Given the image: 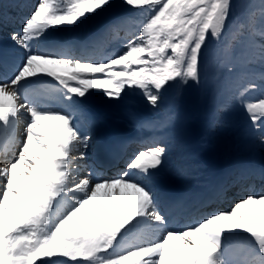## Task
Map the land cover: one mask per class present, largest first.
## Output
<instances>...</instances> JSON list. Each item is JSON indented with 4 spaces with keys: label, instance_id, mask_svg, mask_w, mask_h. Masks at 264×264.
<instances>
[{
    "label": "snow or ice",
    "instance_id": "1",
    "mask_svg": "<svg viewBox=\"0 0 264 264\" xmlns=\"http://www.w3.org/2000/svg\"><path fill=\"white\" fill-rule=\"evenodd\" d=\"M117 8L88 40L52 36ZM233 9V0H31L10 34L22 55L0 74V264H264V191L173 227L186 209L162 194V137L140 140L116 176L78 163L99 123L94 91L118 101L139 89L155 109L213 64L264 143V4L236 32Z\"/></svg>",
    "mask_w": 264,
    "mask_h": 264
},
{
    "label": "rangeland",
    "instance_id": "2",
    "mask_svg": "<svg viewBox=\"0 0 264 264\" xmlns=\"http://www.w3.org/2000/svg\"><path fill=\"white\" fill-rule=\"evenodd\" d=\"M233 1H235V0H233ZM237 1L241 5H243L241 3V1H239V0H237ZM115 2L117 4H119L120 0H115ZM236 4L237 3L233 2L234 6ZM117 9H119V8H117ZM235 9H238V5H236L234 7L233 18L235 20H237V24H239V23L242 22V21L239 20L241 17L237 15V12H235ZM116 11H118V10L110 11V12L104 14L102 17H93L92 19H90L91 21H89V24L95 25V24H98L101 21H105L107 19V16H109L111 13H116ZM111 17L112 16H110L108 18H111ZM69 27H67V29ZM73 29L74 28H72L70 30L73 31ZM230 31H232V29ZM233 32H235V31L233 30ZM228 38H230V37H228ZM16 53H17L16 58H18L20 53L19 54H18V52H16ZM213 67H215L214 64L211 65L209 68H213ZM207 72H208V70H207ZM221 79H223V77L221 76V72L214 70L213 79L210 78V82L208 84L209 85H211L212 83L216 84V90H215V92L213 94V100L216 99L215 109L217 108L218 104H225V107H224L223 110L213 114L212 113V108L214 106V102H213L212 105H210L207 108L208 109L207 114L208 115H212L210 117L211 120L208 121V122H203L204 125L201 124L202 128L200 129V132H198V131L197 132L198 133H202L203 136H206V137L210 138L209 139L210 140L209 141V145L210 146L213 145V147L216 148V150L219 152L220 155H225L226 157H229L230 155H232L231 153L234 150L237 149L239 151L240 144L237 143V145H235L236 142L233 141V137L240 138V139H247L248 135L251 132L253 133V131L251 129L250 122L247 120L246 114L244 113L242 107L236 102H227L228 100H226L225 94H223V93L219 94V90L221 89V87L217 83V81L221 80ZM207 81H208L207 76H204L199 84H195L194 82H190L188 85L176 84L173 87L169 88L167 90V92L164 93L163 101L175 100L178 103V106H179V112H177L178 114L177 115L173 114L171 116V118L174 119L176 123H177V121L182 119L184 116H186L188 114L187 111H189L191 109L193 110L194 114H196L197 116L200 114V113H198L199 112L198 108L200 106L197 108V106H195V104H197L199 102V99L202 100V98L204 97L205 92H206L205 91V86L207 84ZM254 93H255L254 91L250 92V94H254ZM96 94H97L96 98H95V100H91V104L98 105V103H99V105H101V104L105 103V105L109 106V104H110L109 102H116L117 101V100L115 101V100L107 99V101H109V102L106 103V101H105L106 97H103L102 94H100L98 91H96ZM128 94H129V96H128ZM128 94L126 96H123V98L121 100L117 101L118 104H122V105L124 104L126 106L125 110H127V109L129 110V112H127L129 114L125 113L124 112L125 110L123 112L119 111L120 114L125 115L124 118L126 120H130V119L133 120L135 117L136 118L140 117L142 115V111L145 112L147 110L150 112L151 115H153V113H152V111L150 109L152 107L148 104V102L144 98L141 90L136 89L134 91H129ZM183 94H184L185 97H183ZM217 96L219 98H217ZM129 100H130V103H129ZM95 101H96V103H95ZM122 101H125V102H122ZM163 101L161 102L160 106L158 107L161 110H162L161 106L164 104ZM126 103H127V105H126ZM228 103H229V105H228ZM111 106L116 108V109H118V107H115L113 105H111ZM188 108H190V109H188ZM209 108H211V110H209ZM131 110H132V112H131ZM240 113L245 114V115H239ZM162 114L163 115H168L166 110H162ZM152 118H154L157 121H162V119H159L160 117H152ZM240 118H244L247 122H249L248 125H249V129L250 130L249 129L247 130L246 128L237 127L236 124L238 123V120ZM210 122H211V124H210ZM151 123H154V122L151 121ZM209 124H210V126L212 125V128L215 130L213 136L209 135L206 132H203V129H205L207 126H209ZM170 125L173 126V129L166 132L167 142L165 140V143L168 145V152H167V155H166V162L170 166V170H171V172L173 174L177 175L180 178H181V175H183L184 176L183 180H187L190 177V173L185 171L183 174H181L179 172V171H181L183 169L185 170L186 168L189 167L187 158L185 156L186 155V150H187L186 149L187 140L184 137V133H183L182 127L180 125H179V127H175V124H169V125L166 126V128H164V130L166 131L167 127H170ZM224 136L227 137L226 140H222ZM211 137H214V138H211ZM214 140L217 142V144L214 143ZM182 143L185 144V147L182 145ZM239 143H241V142L239 141ZM253 147H255L254 149H256L255 150L256 151V154H255L256 157L259 156L258 158L262 159L263 158L262 156H264V147L261 146V145L258 146V145H256V143L255 144H250V143L247 144V149H249V148L252 149ZM244 150L245 149H241V151H244ZM185 173H187V174H185ZM178 177L175 176V179L178 178Z\"/></svg>",
    "mask_w": 264,
    "mask_h": 264
},
{
    "label": "bare ground",
    "instance_id": "3",
    "mask_svg": "<svg viewBox=\"0 0 264 264\" xmlns=\"http://www.w3.org/2000/svg\"><path fill=\"white\" fill-rule=\"evenodd\" d=\"M92 19V18H91ZM94 20V19H93ZM91 21V20H90ZM97 21V20H96ZM101 21V20H100ZM97 23V22H96ZM95 24V23H94ZM82 27V26H81ZM76 30V28H74L73 29V31H75ZM57 31H61V32H63L64 33V35H65V40H73L70 36H69V33H70V31L67 29V27L66 28H61V29H59V30H57ZM52 36H54V33H52ZM78 39V38H77ZM115 46V45H114ZM1 73L2 74H4V73H7V74H10L8 71H1ZM188 92V91H187ZM96 93V92H95ZM101 94V93H100ZM185 94V93H184ZM184 94H183V97H185L184 96ZM97 95V94H96ZM186 95V94H185ZM188 95V94H187ZM124 96H126V95H124ZM128 96H129V94H128ZM100 97V96H99ZM131 97V96H130ZM105 99V98H104ZM91 101V100H90ZM100 101V100H99ZM106 103L107 102H109V101H107V98H106ZM116 101V100H115ZM128 101V100H127ZM126 101V102H127ZM142 101V100H141ZM179 101V100H178ZM103 102V101H102ZM117 102V101H116ZM122 102H125V101H122ZM140 102V101H139ZM188 102V101H187ZM94 103V102H93ZM95 103H96V101H95ZM128 103V102H127ZM127 103H126V105H127ZM129 103H130V100H129ZM99 104V103H98ZM105 104V103H104ZM178 104V103H177ZM183 104V103H182ZM96 105V104H95ZM102 105V104H101ZM124 105V104H123ZM108 106V105H107ZM109 106H110V104H109ZM131 106V105H130ZM185 107V106H184ZM101 108V106H99V109ZM186 108V107H185ZM89 109H94V108H90L89 107ZM131 109V108H130ZM184 109V108H183ZM188 109H190V108H188ZM128 110V109H127ZM186 110V109H185ZM192 110V109H191ZM119 111V110H118ZM126 111V110H125ZM124 111V112H125ZM184 111V110H183ZM131 112H132V110H131ZM134 112V111H133ZM138 113V112H137ZM93 114H95V113H93ZM98 114V113H97ZM108 114H109V112H106L104 115H101V117L102 118H100V116L99 117H97L96 119H101L102 120V124H105V123H107V122H113L114 124H113V126H119L120 127V124L122 125V121L121 122H117V121H113L114 119L113 118H111L110 116L109 117H107L108 116ZM127 114H129V113H127ZM134 115V114H133ZM194 115V114H193ZM95 116V115H94ZM131 116V115H130ZM129 118V117H128ZM146 119H148V118H146ZM131 120V119H130ZM149 122H151V121H149ZM126 125H127V123H126ZM142 125H144V124H142ZM127 126H129V127H133V126H131V125H127ZM136 127V126H135ZM145 129H147V132H149L150 130H148V128H145ZM128 132H131L132 130H127ZM143 134H146V132H144ZM142 134V135H143ZM142 135H140L139 137H141ZM138 137V138H139ZM224 152V151H223ZM263 157V156H262ZM231 163V162H230ZM258 169H260V167L258 166Z\"/></svg>",
    "mask_w": 264,
    "mask_h": 264
}]
</instances>
